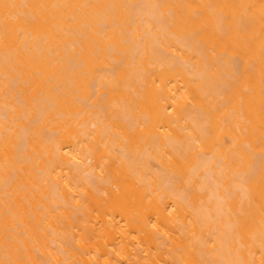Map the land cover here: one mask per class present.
Returning a JSON list of instances; mask_svg holds the SVG:
<instances>
[{
  "label": "bare ground",
  "instance_id": "1",
  "mask_svg": "<svg viewBox=\"0 0 264 264\" xmlns=\"http://www.w3.org/2000/svg\"><path fill=\"white\" fill-rule=\"evenodd\" d=\"M0 264H264V0H0Z\"/></svg>",
  "mask_w": 264,
  "mask_h": 264
}]
</instances>
